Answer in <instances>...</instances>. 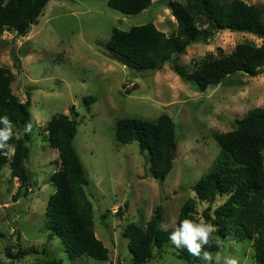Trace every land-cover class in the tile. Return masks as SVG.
I'll return each instance as SVG.
<instances>
[{"label": "rangeland", "instance_id": "374dc122", "mask_svg": "<svg viewBox=\"0 0 264 264\" xmlns=\"http://www.w3.org/2000/svg\"><path fill=\"white\" fill-rule=\"evenodd\" d=\"M169 1L184 0H152L151 7L137 15L111 9L109 0H53L27 36L7 31L1 36L0 65L15 74L12 88L19 99L27 102L30 97L33 118L25 162L32 179L28 196L15 199L21 183L12 178L9 164L0 169L3 264H40L45 256L62 264H132L125 228L130 223L146 227L157 209L162 223L173 217L178 223L185 201L195 196V184L220 154L215 135L235 130L249 112L264 107V72L256 77L233 74L201 92L177 75L173 63L141 72L109 58L114 29L129 31L153 23L172 33L177 23ZM242 1L264 12V0ZM242 43L260 46L262 40L222 31L208 44L192 43L177 64L189 74L208 54L231 53ZM90 97L95 102L88 105L85 99ZM57 114L79 116L74 144L90 181L87 193L94 206L96 237L109 251L106 262L71 260L60 239L50 238L46 228L48 200L56 191L51 179L61 161L45 130ZM162 114L173 119L177 133L174 166L164 182L153 177L150 162L145 169L146 156L137 143L122 145L115 138L118 120L155 121ZM231 239L221 243L219 264L225 256L238 264H255L252 242ZM19 245L39 254L9 259L6 249L14 254ZM213 260L216 264V254ZM154 262L186 264L170 246L155 250Z\"/></svg>", "mask_w": 264, "mask_h": 264}, {"label": "trees", "instance_id": "16d2710c", "mask_svg": "<svg viewBox=\"0 0 264 264\" xmlns=\"http://www.w3.org/2000/svg\"><path fill=\"white\" fill-rule=\"evenodd\" d=\"M53 0H0V41L7 32L25 37ZM152 0H109L108 6L125 15H137L147 10ZM169 9L177 26L172 33L159 30L149 23L129 31L114 29L108 49L132 70L156 72L167 63L187 84L205 92L211 86L221 85L237 73L256 77L264 72V12L242 0H184L169 1ZM251 34L262 40L260 46L242 43L231 53L219 50L210 53L192 73L177 64L195 42L210 43L222 31ZM15 74L0 65V117L7 116L13 125V137L7 142L15 152L6 155L8 148L0 149V169L9 164L12 178L21 183L15 199L27 197L32 179L25 166L29 156L28 125H33L30 97L22 102L13 91ZM95 98H86L91 105ZM78 114H57L46 126L49 146L58 151L61 169L52 175L55 193L46 208V228L50 238L60 239L67 256L76 261L90 258L100 262L109 260L108 248L96 237L94 206L87 189L90 181L75 147L78 134ZM4 125L0 123V129ZM16 133L20 138L16 139ZM115 138L119 144L137 143L141 155L148 156L153 177L164 182L171 173L177 151L176 125L162 114L155 121L139 118L118 120ZM221 148L207 173L195 184V196L182 206L177 226L184 219L196 223H210L216 229L203 251L213 257L221 243L229 239L238 242L250 240L255 264H264V107L249 112L238 122L235 130L216 134ZM203 210L200 211V207ZM159 209L145 226L130 223L124 230L132 264H157L155 250L170 246L178 259L186 264H215L190 255L186 248H176L169 240L174 228H161ZM18 238H20L18 236ZM231 239V240H232ZM38 250L26 251L19 245L16 253L6 249L12 260H24L38 255ZM45 255V251L42 252ZM0 264L3 262L0 260ZM40 264H62L45 256Z\"/></svg>", "mask_w": 264, "mask_h": 264}, {"label": "clouds", "instance_id": "9594fccd", "mask_svg": "<svg viewBox=\"0 0 264 264\" xmlns=\"http://www.w3.org/2000/svg\"><path fill=\"white\" fill-rule=\"evenodd\" d=\"M0 123L4 125L0 129V149L7 147L8 151L5 154H13L15 152L14 146L7 143L14 135L12 122L5 115L0 117ZM30 130L31 125H28L26 131ZM19 138L20 134L16 133V139ZM168 227L174 228L169 235V240L176 248H186L190 255L200 257L207 262L213 261V255L210 252L203 251L204 246L209 244L211 234L216 231L213 225L203 221L196 223L192 220L184 219L177 226L176 218L173 217L169 223L161 224L162 229L166 230ZM220 255L219 252L216 253V264H219ZM224 264H238V261L230 256H225Z\"/></svg>", "mask_w": 264, "mask_h": 264}, {"label": "water", "instance_id": "95a60500", "mask_svg": "<svg viewBox=\"0 0 264 264\" xmlns=\"http://www.w3.org/2000/svg\"><path fill=\"white\" fill-rule=\"evenodd\" d=\"M109 58L112 59L113 61H116L118 63L124 64L122 61H120L119 59H117V58H115L113 56H109ZM145 159H146V164H145V169H146L147 168V164L149 162V158L146 156ZM173 160H175V152L173 153Z\"/></svg>", "mask_w": 264, "mask_h": 264}]
</instances>
